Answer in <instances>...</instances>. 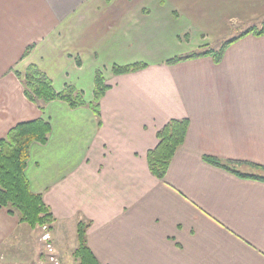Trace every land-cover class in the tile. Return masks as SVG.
<instances>
[{"label":"crops","instance_id":"1","mask_svg":"<svg viewBox=\"0 0 264 264\" xmlns=\"http://www.w3.org/2000/svg\"><path fill=\"white\" fill-rule=\"evenodd\" d=\"M263 19L264 0H0V139L18 123H51L26 175L57 237L89 222L102 264H264V182L204 160L264 176V35L234 42L220 63H166ZM137 62L147 67L112 73ZM31 64L87 103L101 70L111 88L100 116L88 105L31 102L21 77ZM183 118L185 143L158 180L148 152L167 122ZM21 225L0 207V248Z\"/></svg>","mask_w":264,"mask_h":264},{"label":"trees","instance_id":"2","mask_svg":"<svg viewBox=\"0 0 264 264\" xmlns=\"http://www.w3.org/2000/svg\"><path fill=\"white\" fill-rule=\"evenodd\" d=\"M248 35H264V20L260 28H249L240 35L227 40L217 50L203 46L198 51L175 56L167 60L166 63L172 65L204 56H211L215 63H220L226 49ZM33 48L34 45L29 46L23 58L29 56ZM146 67L147 64L143 62L114 65L112 73L116 76L124 75L138 72ZM21 77L26 97L42 110L48 103L59 100L67 103L72 109H79L88 105L97 117L101 114V101L111 88V85L107 84L104 73L97 70L94 80V99L87 103L84 92L73 85H67L63 91H56L51 78L35 64L29 65ZM189 125L188 118L172 119L158 131V144L147 155L149 169L158 180L165 179L172 159L185 143ZM51 131L52 126L49 121L36 119L16 124L5 137L0 139V207L6 209L10 215L16 216L21 224H27L31 228L48 226L56 222L43 195L31 189V184L26 175L32 144H47ZM204 160L213 166L229 170L241 177L264 182L263 175L243 174L232 168L228 162L215 157L205 156ZM256 167L264 170V167L257 165ZM90 225L89 222L84 221L78 223L76 229L77 247L73 252V257L78 260L79 264H102L88 244Z\"/></svg>","mask_w":264,"mask_h":264},{"label":"rangeland","instance_id":"3","mask_svg":"<svg viewBox=\"0 0 264 264\" xmlns=\"http://www.w3.org/2000/svg\"><path fill=\"white\" fill-rule=\"evenodd\" d=\"M218 15L221 16V13ZM261 24L255 22L247 26V28L246 26L239 25V28H236V30L232 29L228 37L240 35L251 27L260 28ZM229 27L230 29L235 28L232 24ZM225 42L226 40H222L221 42L213 40L210 43L207 42L209 44L204 46L217 50ZM20 228L5 242V245L1 246L0 264H79L78 260L73 257V252L77 247V245L75 246L76 235L73 232L70 233V229L67 233L66 231L62 232L61 229L59 238L55 234L57 228L55 223L37 228H31L27 224H22Z\"/></svg>","mask_w":264,"mask_h":264}]
</instances>
